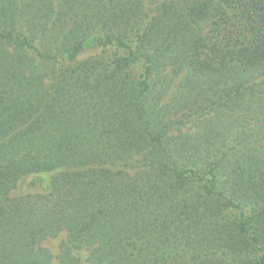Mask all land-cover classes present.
<instances>
[{"label": "trees", "instance_id": "trees-1", "mask_svg": "<svg viewBox=\"0 0 264 264\" xmlns=\"http://www.w3.org/2000/svg\"><path fill=\"white\" fill-rule=\"evenodd\" d=\"M0 264H264V0H0Z\"/></svg>", "mask_w": 264, "mask_h": 264}, {"label": "rangeland", "instance_id": "rangeland-1", "mask_svg": "<svg viewBox=\"0 0 264 264\" xmlns=\"http://www.w3.org/2000/svg\"><path fill=\"white\" fill-rule=\"evenodd\" d=\"M30 181H31V180H29V179H28V180H24V181L22 182V184H21V186H20V189H19L18 191H19V192H20V191H27V190L29 189V187H30ZM49 245H50L51 248L56 249L57 246H58V242L55 241V242L50 243Z\"/></svg>", "mask_w": 264, "mask_h": 264}]
</instances>
